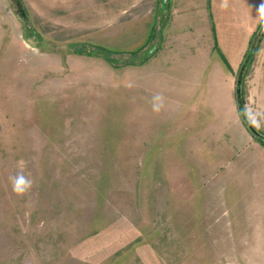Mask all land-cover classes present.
<instances>
[{"label": "rangeland", "instance_id": "obj_1", "mask_svg": "<svg viewBox=\"0 0 264 264\" xmlns=\"http://www.w3.org/2000/svg\"><path fill=\"white\" fill-rule=\"evenodd\" d=\"M161 2L0 0V264H264L263 147L235 94L252 42L241 100L264 112V25L231 66L245 27L220 9L205 72L207 42L149 54Z\"/></svg>", "mask_w": 264, "mask_h": 264}, {"label": "crops", "instance_id": "obj_2", "mask_svg": "<svg viewBox=\"0 0 264 264\" xmlns=\"http://www.w3.org/2000/svg\"><path fill=\"white\" fill-rule=\"evenodd\" d=\"M219 1L220 0H162L159 11L164 19V28L160 39L163 45L161 48L159 47L158 50L157 47L155 49L153 48L154 50L149 54L151 55L158 52L162 56L165 55L169 58L171 63V60L174 61L176 57L185 59L197 55L194 53V48H198L201 42H207V56L205 64H203V69H206V72L207 69L213 65L214 69H220L219 63L215 61L212 65L213 60L210 58L212 52L211 43L214 42V39L216 38L218 45L221 43L220 41L225 39L224 37L220 38L219 33L217 34L218 28L216 24L220 19L218 11L222 9ZM261 6H264V0H232L231 6L227 10L222 9L227 13L226 20L223 23L225 28L224 31H228L229 33L235 26L240 27V25H242V27H245V31L243 30L245 35L242 43L235 52L232 53L233 60L230 61L231 66L237 64L245 51L251 33L259 23L257 10ZM243 31L242 29L240 30L241 33H243ZM211 35L213 37L212 40H210ZM180 43L184 44L180 46ZM177 49L182 50L183 53L181 54V51L179 55H177ZM164 68L165 66H163V69ZM189 68L188 70H190V72L195 71L193 66ZM230 72H232V70H230ZM262 147V151L258 152V154H264V146L262 145ZM249 164L253 166L255 163L251 160ZM235 168L242 171L248 168V166L245 164H243V166L235 165ZM230 174L231 173H229V175Z\"/></svg>", "mask_w": 264, "mask_h": 264}, {"label": "clouds", "instance_id": "obj_3", "mask_svg": "<svg viewBox=\"0 0 264 264\" xmlns=\"http://www.w3.org/2000/svg\"><path fill=\"white\" fill-rule=\"evenodd\" d=\"M232 0H220V7L227 10L231 6ZM257 16L261 24H264V6H261L257 10ZM165 98L162 94L157 93L152 97V109L154 112L159 113L165 106ZM243 117L249 123L250 126L259 130L264 127V112L254 111L249 107H245L242 110ZM27 162L23 159L17 161V171L8 176V183L11 191L17 197H25L28 195L33 186L34 179L30 174L25 173Z\"/></svg>", "mask_w": 264, "mask_h": 264}, {"label": "water", "instance_id": "obj_4", "mask_svg": "<svg viewBox=\"0 0 264 264\" xmlns=\"http://www.w3.org/2000/svg\"><path fill=\"white\" fill-rule=\"evenodd\" d=\"M250 59H251V52H248L247 55L245 56L243 64L241 65L240 72H239L238 77H237L236 89H235L237 106H238V110L240 112V115H241V117L243 119V122H244L246 128L252 134V136H254L256 138H259V139L264 141V136L261 135L254 127L250 126L249 123L245 120V118L241 114L242 110H243V104H242V100H241V82H242V79H243V72L246 69Z\"/></svg>", "mask_w": 264, "mask_h": 264}, {"label": "trees", "instance_id": "obj_5", "mask_svg": "<svg viewBox=\"0 0 264 264\" xmlns=\"http://www.w3.org/2000/svg\"><path fill=\"white\" fill-rule=\"evenodd\" d=\"M263 25L264 24H262L260 27H263ZM262 36H263V33L261 34ZM252 43V42H251ZM251 43H250V49L247 51V53L248 52H251V58L253 57V54H254V52H255V48H257L256 46H251ZM247 53H246V55H247ZM245 55V56H246ZM250 61H251V59H250ZM250 61H249V63H250ZM249 63H248V65H249ZM247 65V66H248ZM258 140H259V142L264 146V141L263 140H261V139H259V138H257Z\"/></svg>", "mask_w": 264, "mask_h": 264}]
</instances>
